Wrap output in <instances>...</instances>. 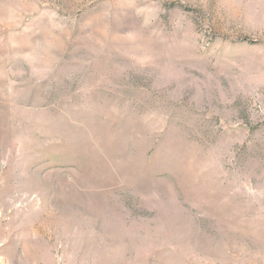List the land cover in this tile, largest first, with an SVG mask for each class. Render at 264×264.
I'll list each match as a JSON object with an SVG mask.
<instances>
[{
	"label": "rangeland",
	"instance_id": "obj_1",
	"mask_svg": "<svg viewBox=\"0 0 264 264\" xmlns=\"http://www.w3.org/2000/svg\"><path fill=\"white\" fill-rule=\"evenodd\" d=\"M0 264H264V0H0Z\"/></svg>",
	"mask_w": 264,
	"mask_h": 264
}]
</instances>
